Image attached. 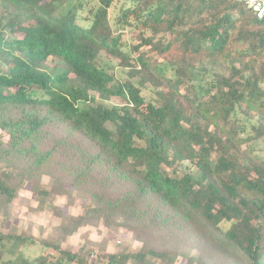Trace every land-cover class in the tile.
<instances>
[{"label": "trees", "instance_id": "obj_1", "mask_svg": "<svg viewBox=\"0 0 264 264\" xmlns=\"http://www.w3.org/2000/svg\"><path fill=\"white\" fill-rule=\"evenodd\" d=\"M0 131L3 204L23 182L40 209L63 193L86 203L38 240L66 262L95 264L61 245L102 222L141 243L106 264H264V21L242 4L0 0ZM5 239L10 254L37 241ZM0 264L46 259L0 250Z\"/></svg>", "mask_w": 264, "mask_h": 264}, {"label": "rangeland", "instance_id": "obj_2", "mask_svg": "<svg viewBox=\"0 0 264 264\" xmlns=\"http://www.w3.org/2000/svg\"><path fill=\"white\" fill-rule=\"evenodd\" d=\"M118 9V3L113 4L109 8V15L112 16ZM122 40L126 43V47L135 44L127 32L121 33ZM147 57L155 58L154 52L143 47L140 49ZM140 51V52H141ZM135 54V53H132ZM157 59V58H156ZM159 62L160 59H157ZM58 63L55 58H49L47 64L54 66ZM99 102V101H98ZM104 105L120 104L122 100L118 97H112L109 101H101ZM3 133L0 131V136ZM3 138H7L4 134ZM255 151L264 156V140H261L254 147ZM171 173L172 169H168ZM178 174H182L184 167H177ZM10 181H6L9 184ZM41 183L50 185L51 181L47 175H42ZM17 190L13 200L10 203L3 204L0 199V233L7 234H25L32 236L37 241L36 243L23 245L22 243L14 249L15 254H10L11 242L3 240L0 250L3 251V258H14L17 253L22 252L29 260H33L38 256H44L46 264H77L75 262H66L61 255L51 249L44 248L39 244V239H48L53 235V230L62 221V216L58 212L65 215H80L83 214L86 203L79 198L75 193L72 195L63 193L54 195L50 198L49 203L44 209L38 207V198L30 189L29 182H23L22 185H15ZM67 187L70 185L67 184ZM55 208V210H54ZM57 210V212H56ZM141 245L140 242L133 238L131 231L124 227L106 228L100 222L97 226L83 225L80 226L73 234L68 236L62 243L63 249H69L72 252L77 251L80 247H88L92 250L91 260L95 264H106L107 260L104 257L105 253H116L120 251H130L137 249ZM195 251L190 249V253ZM174 264H185V259L178 257Z\"/></svg>", "mask_w": 264, "mask_h": 264}, {"label": "built area", "instance_id": "obj_3", "mask_svg": "<svg viewBox=\"0 0 264 264\" xmlns=\"http://www.w3.org/2000/svg\"><path fill=\"white\" fill-rule=\"evenodd\" d=\"M249 9L257 19L264 21V0H233Z\"/></svg>", "mask_w": 264, "mask_h": 264}]
</instances>
